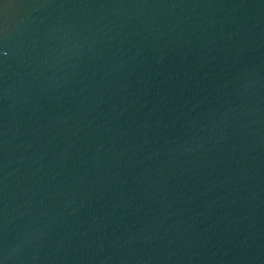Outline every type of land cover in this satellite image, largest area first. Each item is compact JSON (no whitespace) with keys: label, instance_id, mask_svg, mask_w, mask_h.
<instances>
[{"label":"water","instance_id":"95a60500","mask_svg":"<svg viewBox=\"0 0 264 264\" xmlns=\"http://www.w3.org/2000/svg\"><path fill=\"white\" fill-rule=\"evenodd\" d=\"M0 264H264V0H0Z\"/></svg>","mask_w":264,"mask_h":264}]
</instances>
